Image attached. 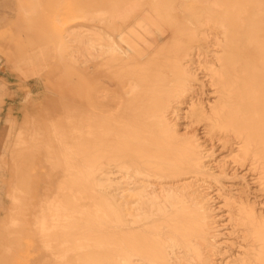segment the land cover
Masks as SVG:
<instances>
[{
	"label": "bare ground",
	"instance_id": "6f19581e",
	"mask_svg": "<svg viewBox=\"0 0 264 264\" xmlns=\"http://www.w3.org/2000/svg\"><path fill=\"white\" fill-rule=\"evenodd\" d=\"M99 2L49 36L85 75L78 125L51 130L76 173L36 216L50 264H264V204L220 187L242 168L264 192V0Z\"/></svg>",
	"mask_w": 264,
	"mask_h": 264
},
{
	"label": "rangeland",
	"instance_id": "374dc122",
	"mask_svg": "<svg viewBox=\"0 0 264 264\" xmlns=\"http://www.w3.org/2000/svg\"><path fill=\"white\" fill-rule=\"evenodd\" d=\"M18 1L19 18L22 22L21 27L25 32H14V34H12L13 37L11 40L16 47L20 42H22V44L20 43V47H26L29 46V44L36 45L40 40L43 41L40 45L50 48V51L53 50L55 52L54 47L56 42L54 40L53 42L51 40L52 38L49 36L52 37L57 33L58 35H60V33H63L62 35H64L71 28L81 26L88 27L98 24V22L92 24V22H90L91 20L89 18L86 19L85 16L82 20L81 18L83 16L80 17L81 15H79V12L81 10L80 8L84 10L87 8L88 11L90 8L97 10L99 7H97V5H100L99 0ZM101 5H103V2ZM78 8L80 9L79 12L77 11ZM73 9L74 11L77 9L76 11L78 14H76L77 12L73 13ZM90 12L93 11L90 10L89 13ZM64 13L66 15L67 13H73L75 16L72 14L71 16H66ZM80 13H82V11ZM62 17L68 20L65 21V23H68H66V25L64 24L65 26L63 25L64 21L62 22ZM68 17L70 19H68ZM76 18L80 20H77ZM71 19H73V21L76 20V22L70 23L69 21H72ZM55 25L58 28H64L57 29ZM7 54L10 55V51L5 54V57H8ZM63 58L61 61H56V64L55 60L51 62L50 68L45 74L46 76L44 75L42 77L44 80L40 84L38 90L31 92L28 86H23L22 90L24 93L30 92L32 95L40 98H38L37 106L31 103L32 100H29V104L25 105V107L28 108L25 110L24 114H22L20 109L11 115H9V113H0V264H50L49 256L42 250L39 242L35 225L36 216L39 213V208L43 205L44 200L52 198L53 196L56 197L61 195L60 186L61 184L67 186V183H69L68 174L76 173L74 170H65L66 166H68L65 161L67 158V155L65 154L67 147L63 144L66 139L59 141L52 138L51 130L53 126H56L60 130L64 129L63 132H67V135L68 133L70 135L69 130L73 126L78 125L77 122H79V118H82V106L80 104L82 103V87L85 77L84 67L80 59L74 63L73 60L70 62L68 57H65V59ZM76 63L79 66H77ZM80 65L83 67V70L80 68ZM49 71L51 73L48 74ZM48 93L53 96L48 95ZM8 96L11 97V94H7L5 91V85L0 84V111H2L4 100ZM48 96L52 97V99L48 100V98H50ZM59 96L60 98H63V100H61ZM45 99L47 101H45ZM70 100L72 102L75 100L77 104H71ZM67 101H70V103ZM73 113L77 114L78 117L74 116L75 114L73 115ZM8 118L11 120V124H14L13 126H10L14 132L11 129L9 130L11 132L10 136H8L9 138L6 136L8 133ZM54 118H57L58 120L55 121ZM68 118L74 119L75 121L77 120L76 124L75 122L69 121ZM199 127L196 126V128ZM32 130H35L39 135L35 137V139H31L28 136V133ZM198 132H201V129H198ZM67 138L69 140L67 139L65 142L73 141L72 136H68ZM211 150V154L214 157L218 156L217 158H220L223 154L226 155L225 151L221 149L220 144H217V142L213 143ZM214 151L217 152L215 153ZM25 154H29L28 156L30 159ZM21 161H24V163ZM27 162L29 163L26 164ZM53 162L54 164H52ZM230 168H228L229 176L224 179L223 185L220 186L221 192L223 194H226V191L230 194L240 193L246 199L253 202L257 208L262 207L264 204V197L262 196L264 195V192L261 191L257 185L256 177L252 175L251 172L246 171L245 169L242 170V168H239L237 169L238 171L236 170L237 172L232 173ZM19 176L21 177L19 178ZM21 179L22 182H20ZM248 181L250 183H248ZM215 187L216 186H214V188ZM10 193H15L18 197L16 196V198L11 201ZM217 205H219V203ZM222 209L224 210V208ZM219 213L220 215L223 214L222 211ZM19 232L25 234V236ZM21 245H23V247Z\"/></svg>",
	"mask_w": 264,
	"mask_h": 264
},
{
	"label": "crops",
	"instance_id": "0c3cea01",
	"mask_svg": "<svg viewBox=\"0 0 264 264\" xmlns=\"http://www.w3.org/2000/svg\"><path fill=\"white\" fill-rule=\"evenodd\" d=\"M21 23L19 1L0 0V51L2 52V55L0 54V84L5 85L7 94H11V97L8 96L4 100L2 111H0L3 114L10 112L14 114L21 108L23 86H28L31 92L38 90L39 84L42 83V77L51 64L50 48L42 45L31 48L20 47L22 42L18 43L16 47L12 43L14 32H25L24 29L22 30ZM9 51L11 54H7L8 57H5Z\"/></svg>",
	"mask_w": 264,
	"mask_h": 264
}]
</instances>
